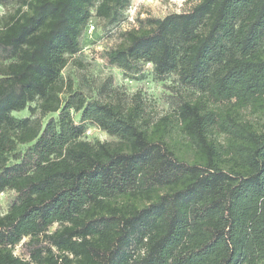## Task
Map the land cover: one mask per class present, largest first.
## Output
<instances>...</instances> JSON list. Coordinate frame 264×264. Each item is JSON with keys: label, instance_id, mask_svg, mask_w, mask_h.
Returning <instances> with one entry per match:
<instances>
[{"label": "trees", "instance_id": "trees-1", "mask_svg": "<svg viewBox=\"0 0 264 264\" xmlns=\"http://www.w3.org/2000/svg\"><path fill=\"white\" fill-rule=\"evenodd\" d=\"M12 1L0 17V193H13L0 264H264V0H196L121 33L109 64L148 62L198 92L154 121L139 101L88 98L60 77L91 8L112 24L128 0L0 4ZM89 125L115 139H84Z\"/></svg>", "mask_w": 264, "mask_h": 264}, {"label": "rangeland", "instance_id": "rangeland-1", "mask_svg": "<svg viewBox=\"0 0 264 264\" xmlns=\"http://www.w3.org/2000/svg\"><path fill=\"white\" fill-rule=\"evenodd\" d=\"M195 2L196 0H128L118 20L112 24H106L104 20L96 17L92 7L91 17L80 36V50L69 56L67 64L60 72L61 79L65 83L70 81L73 88L81 90L88 98L124 105L139 101L144 118L152 121L173 113L181 102L197 98L198 92L193 87L181 84L174 73L156 75L152 64L148 62H139L137 69L125 71L107 62L106 51L121 42V33L135 26L137 19L163 18L171 13L186 11ZM16 7V1L5 6L0 4V17H3V21L6 19L4 16L13 13ZM219 103H210V106ZM35 106L36 101L21 111H13L12 114L17 117L29 116L30 108ZM245 116L249 119L256 118L246 112ZM83 138L90 141L115 139L93 125L88 126ZM12 195L11 190L0 193L2 212L7 210ZM19 246L20 244L14 248V254H19Z\"/></svg>", "mask_w": 264, "mask_h": 264}, {"label": "built area", "instance_id": "built-area-1", "mask_svg": "<svg viewBox=\"0 0 264 264\" xmlns=\"http://www.w3.org/2000/svg\"><path fill=\"white\" fill-rule=\"evenodd\" d=\"M92 27V26H91Z\"/></svg>", "mask_w": 264, "mask_h": 264}]
</instances>
